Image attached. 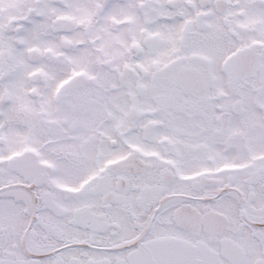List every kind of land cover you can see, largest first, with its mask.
Here are the masks:
<instances>
[{"label":"flooded vegetation","instance_id":"1","mask_svg":"<svg viewBox=\"0 0 264 264\" xmlns=\"http://www.w3.org/2000/svg\"><path fill=\"white\" fill-rule=\"evenodd\" d=\"M180 232L264 264V0H0V264H184Z\"/></svg>","mask_w":264,"mask_h":264},{"label":"rangeland","instance_id":"2","mask_svg":"<svg viewBox=\"0 0 264 264\" xmlns=\"http://www.w3.org/2000/svg\"><path fill=\"white\" fill-rule=\"evenodd\" d=\"M180 240V246H179V255H180V263L184 264H211L210 262V256L208 257V260L203 263L202 260L203 257H205L202 253L208 252V253H214L215 251H220L218 247H212L214 250L209 248V250H203V244L206 245V243H210L207 240H201L203 235L202 233H197L196 235L190 234V235H184L183 233H179ZM191 253V254H190ZM190 254V256L188 255ZM212 256V255H211ZM149 264H155L154 261Z\"/></svg>","mask_w":264,"mask_h":264},{"label":"water","instance_id":"3","mask_svg":"<svg viewBox=\"0 0 264 264\" xmlns=\"http://www.w3.org/2000/svg\"><path fill=\"white\" fill-rule=\"evenodd\" d=\"M179 225L181 227H186L188 229H195L199 224H197V222L195 224H191V222L180 221ZM212 241H215V240H212Z\"/></svg>","mask_w":264,"mask_h":264}]
</instances>
